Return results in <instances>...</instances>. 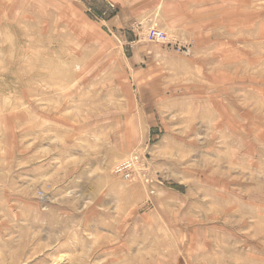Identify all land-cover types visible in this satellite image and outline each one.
Listing matches in <instances>:
<instances>
[{
    "label": "rangeland",
    "instance_id": "rangeland-1",
    "mask_svg": "<svg viewBox=\"0 0 264 264\" xmlns=\"http://www.w3.org/2000/svg\"><path fill=\"white\" fill-rule=\"evenodd\" d=\"M0 264H264V0H0Z\"/></svg>",
    "mask_w": 264,
    "mask_h": 264
},
{
    "label": "built area",
    "instance_id": "built-area-1",
    "mask_svg": "<svg viewBox=\"0 0 264 264\" xmlns=\"http://www.w3.org/2000/svg\"><path fill=\"white\" fill-rule=\"evenodd\" d=\"M118 171L120 172V174H122L125 178H128L130 177V173L128 170L126 169H123L121 167L118 168Z\"/></svg>",
    "mask_w": 264,
    "mask_h": 264
}]
</instances>
